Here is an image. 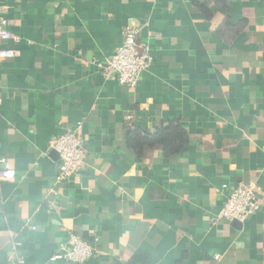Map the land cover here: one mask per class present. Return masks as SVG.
Masks as SVG:
<instances>
[{
	"label": "crops",
	"instance_id": "crops-1",
	"mask_svg": "<svg viewBox=\"0 0 264 264\" xmlns=\"http://www.w3.org/2000/svg\"><path fill=\"white\" fill-rule=\"evenodd\" d=\"M193 2L0 0L17 38L0 41V264H46L70 234L98 239L84 264H264V0H226L228 19ZM128 26L151 58L135 89L96 68ZM170 120L187 141L170 162L125 148ZM77 126L86 166L57 183L49 142ZM240 182L259 211L218 219Z\"/></svg>",
	"mask_w": 264,
	"mask_h": 264
},
{
	"label": "built area",
	"instance_id": "built-area-1",
	"mask_svg": "<svg viewBox=\"0 0 264 264\" xmlns=\"http://www.w3.org/2000/svg\"><path fill=\"white\" fill-rule=\"evenodd\" d=\"M138 29L128 26L123 30L122 42L113 54L97 64L96 68L102 78L114 76L118 83L130 89L138 86L142 73L151 64V58L142 51L136 42ZM17 41L8 28V21L0 16V41ZM14 52L0 49V58H12ZM1 104V98H0ZM80 126L67 130L63 134L52 138L49 147L58 155V166L55 182L63 183L85 168L86 147L85 140L80 136ZM16 173L8 160L0 159V180L11 182ZM260 187L255 182H240L234 185L226 196L225 202L218 214V219L243 223L255 215L260 209ZM98 239L91 242L70 234L68 239L61 243L58 250L52 254L46 264H84L99 254ZM18 264H25L24 257L17 256Z\"/></svg>",
	"mask_w": 264,
	"mask_h": 264
},
{
	"label": "trees",
	"instance_id": "trees-1",
	"mask_svg": "<svg viewBox=\"0 0 264 264\" xmlns=\"http://www.w3.org/2000/svg\"><path fill=\"white\" fill-rule=\"evenodd\" d=\"M193 6L207 19H211L217 12L228 19L229 10L226 0H215L212 6L207 0H194ZM186 145V132L177 120L162 122L153 135L145 134L135 126H129L124 138L125 148L134 157L142 158L146 151L159 148L167 162L181 153Z\"/></svg>",
	"mask_w": 264,
	"mask_h": 264
},
{
	"label": "water",
	"instance_id": "water-1",
	"mask_svg": "<svg viewBox=\"0 0 264 264\" xmlns=\"http://www.w3.org/2000/svg\"><path fill=\"white\" fill-rule=\"evenodd\" d=\"M233 223H237V224H240L239 222H237V221H233Z\"/></svg>",
	"mask_w": 264,
	"mask_h": 264
}]
</instances>
